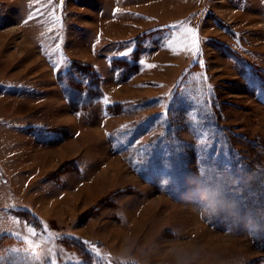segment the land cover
Returning <instances> with one entry per match:
<instances>
[{
  "label": "rangeland",
  "instance_id": "obj_1",
  "mask_svg": "<svg viewBox=\"0 0 264 264\" xmlns=\"http://www.w3.org/2000/svg\"><path fill=\"white\" fill-rule=\"evenodd\" d=\"M141 15L147 20L132 19ZM189 28L201 42L197 59L165 47ZM100 34L122 39L117 45L129 51L107 64L122 70L123 81L140 77L141 67L147 75L138 79L149 80L147 90L122 91L133 103L107 108L132 122H121L108 138L130 170L123 166L121 178L86 204L57 199L60 191L50 187V179L71 172V161L43 169L44 177L23 191V173L5 169L16 173L21 156L14 108L47 96L36 112L46 119L65 112L59 92L46 91L57 86L52 68L60 71L54 78L65 98L74 87L93 99L98 93L89 89L99 81L93 63L105 65L90 45ZM76 66L84 72L74 74ZM67 100L76 105L75 97ZM41 184L42 198L53 199L43 210L41 197L32 195ZM214 187L236 201L237 216L205 212L201 193ZM22 196L47 215L46 223L28 217ZM249 221L260 227L250 231ZM25 224L41 234L47 225L53 236L48 242L38 235V258L24 242ZM72 236L141 264H177L181 250L190 253L187 264L264 258V0H0V264H82L66 248Z\"/></svg>",
  "mask_w": 264,
  "mask_h": 264
},
{
  "label": "crops",
  "instance_id": "obj_2",
  "mask_svg": "<svg viewBox=\"0 0 264 264\" xmlns=\"http://www.w3.org/2000/svg\"><path fill=\"white\" fill-rule=\"evenodd\" d=\"M140 12L147 17L149 15L141 10ZM145 15L132 19L146 21ZM102 35L95 37L94 43L90 45V51L92 50L94 55L97 54V50L98 56L103 55L101 56V62L102 65H105V68H102L99 63L92 62L94 65L92 70H95L94 72L97 73L96 76L99 78L97 82L99 92L97 89L88 88L89 93L92 90L94 93H98L93 99L88 97V95L86 96L84 89L78 94L77 89L71 87L67 90V98L75 97L77 99L76 105H71L64 96L65 91L62 88L59 89L55 81L54 76H56V79L57 76H60L59 69L56 68L55 70L52 68L53 71L51 72H53V75L51 77L58 89L52 85L53 88L49 87L46 91L49 94L59 92L65 112L51 119H46L44 113L39 114L36 112L48 101V99H44L47 96L19 101L21 103H18L17 107L14 108L16 109V118L20 121V131H14L13 134L20 139L18 144L22 146L21 151L19 150L21 156L18 157V162L16 163L18 166L16 173H13L14 170L11 167H6L5 169L7 175L12 173L16 175L15 177L23 173L24 179L19 181V187L23 191L27 189L31 181L40 180L44 177L43 175L41 176L43 169L48 167L53 172L57 169V166L71 161V172H67L65 169L56 179H50V187H56V190L60 191L57 193V199L71 198L73 202L78 204L85 202L86 204L94 197L102 196L108 191L111 184L116 183L118 178H121L123 166L130 170V167L124 161L114 155L111 145L115 143V140L109 146L108 138L111 132L116 133L121 122H132L126 117L127 114H123V112L118 114L119 109L118 112L113 113L109 112L111 108H107L111 107L112 104L121 106L128 101L133 103L135 98L132 96L123 97V99L120 97L122 91L126 89H131V91L147 90L149 80L148 78L138 79L147 75L141 67L140 77H131L123 81L120 76L122 70L107 65L112 57L123 56L121 48L117 45L122 39L119 40L116 37ZM100 44L102 45L100 46ZM109 44H111V47L106 49ZM79 72L84 71L76 66L74 74ZM123 87L125 89H122ZM41 91L46 93L44 89H41ZM105 97L109 101L107 104L103 102ZM34 165L37 166L32 171L31 168ZM111 165L115 167L112 170L109 169ZM28 166L31 168H27ZM44 185L46 186V184H41L32 192L33 198L36 200L41 197L38 201V203H41L40 208L44 202L47 203L49 200H53H47L46 197L42 198L41 193L45 194L43 192ZM69 186L70 188L72 187L71 189L69 188L70 190L66 188ZM27 193L26 191L24 195ZM22 197L26 203H29L25 200V196ZM29 209L31 211L28 215L29 218L34 219L36 222L46 223L47 215L42 211L44 206L40 210L37 205L32 206L30 204ZM122 261L141 264L135 260Z\"/></svg>",
  "mask_w": 264,
  "mask_h": 264
},
{
  "label": "snow or ice",
  "instance_id": "obj_3",
  "mask_svg": "<svg viewBox=\"0 0 264 264\" xmlns=\"http://www.w3.org/2000/svg\"><path fill=\"white\" fill-rule=\"evenodd\" d=\"M34 2L39 3V0H34ZM61 7H62V3H61ZM38 15H39V12L32 13L33 17H38ZM200 43L201 42L198 39L197 31L195 29L189 28L186 30V35L183 38L177 39L176 37H173L172 39H170L167 42L165 47L168 50H171L173 53H176L177 51L187 52V53L191 54L193 59H197L200 56ZM123 55L127 56V55H129V53L125 52V53H123ZM199 63L201 64V66H203V60L202 59L199 60ZM140 64L142 66H146L149 69L156 67L153 64H147L146 61H144V60H141ZM103 102L105 104H107L109 102L108 98L105 97ZM205 108H207V105H205ZM19 222H20L19 218H17L16 223L18 224ZM24 227H25V232L27 233V235L24 239V242L29 245V248L31 249L33 256L38 258L37 249L40 247V245H39V243L35 242L38 235L41 237L46 235L48 242H51L53 240V236L50 233V230H49L47 225L42 224V228H43L42 234L38 233L37 230L30 225L25 224ZM83 243H85L86 246H88L90 248L91 252L96 256L95 247H97V246H92L87 241H84ZM97 257L103 262V264H107V261H105L102 256H97ZM54 264H55V262H54Z\"/></svg>",
  "mask_w": 264,
  "mask_h": 264
},
{
  "label": "clouds",
  "instance_id": "obj_4",
  "mask_svg": "<svg viewBox=\"0 0 264 264\" xmlns=\"http://www.w3.org/2000/svg\"><path fill=\"white\" fill-rule=\"evenodd\" d=\"M200 199L205 212L209 215H218L220 212H224L232 217L238 215L236 201L230 200L220 187L203 189ZM245 226L250 231L260 227L255 221H249ZM189 256L190 253L181 250L177 253V264H187Z\"/></svg>",
  "mask_w": 264,
  "mask_h": 264
},
{
  "label": "trees",
  "instance_id": "obj_5",
  "mask_svg": "<svg viewBox=\"0 0 264 264\" xmlns=\"http://www.w3.org/2000/svg\"><path fill=\"white\" fill-rule=\"evenodd\" d=\"M134 53H135V58H136L139 51L137 50ZM116 64H119L121 66H127V62L123 60H118ZM131 66L135 68L134 71L137 70L136 63ZM66 240H67L66 248L74 251L82 259V264H103V262L97 256H102L103 259L107 261V264H138L136 262H131V261H121L119 259H116V257L113 258L110 252L105 250V248L102 247V245H100L99 243H97V246H101V250L99 248L95 249V253H96V256H95L91 252L90 248L86 246L85 243H83L86 240L82 238L80 239L79 237H76V236H72L71 238H68ZM87 242L90 243V241H87ZM262 262H264V258L259 259L256 264H261Z\"/></svg>",
  "mask_w": 264,
  "mask_h": 264
},
{
  "label": "bare ground",
  "instance_id": "obj_6",
  "mask_svg": "<svg viewBox=\"0 0 264 264\" xmlns=\"http://www.w3.org/2000/svg\"><path fill=\"white\" fill-rule=\"evenodd\" d=\"M111 167H113V165H111ZM109 169H111V170H112L113 168H109ZM145 212H146V211H145ZM145 212H144V213H145ZM144 219H145V218H144Z\"/></svg>",
  "mask_w": 264,
  "mask_h": 264
}]
</instances>
